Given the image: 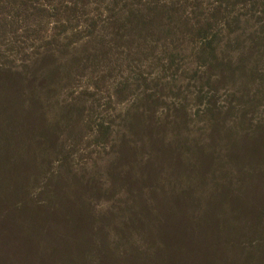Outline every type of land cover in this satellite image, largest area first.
Instances as JSON below:
<instances>
[{
	"label": "rangeland",
	"instance_id": "374dc122",
	"mask_svg": "<svg viewBox=\"0 0 264 264\" xmlns=\"http://www.w3.org/2000/svg\"><path fill=\"white\" fill-rule=\"evenodd\" d=\"M139 1L119 0L108 9L105 0L96 6L92 34L73 38L55 29L46 12H39L41 25L26 28L20 10L16 16L10 5L0 9V67L21 71L26 79L57 68L34 89L36 117L43 120L37 125L53 126L58 133L40 183L60 171L84 176L92 187L107 186L112 168L121 170L115 162L123 147L132 175L144 168L143 162H154L146 169L147 199L162 185L159 201L189 185L200 204L221 185L246 190L262 209L254 236L247 224L238 256L263 259L264 141L250 139L264 122V5L224 0L220 7L210 0L218 11L198 34L183 17L191 8L183 12L173 4L136 30V19L149 14L137 10ZM129 9L139 11L132 26L123 21ZM48 50L51 56L37 63ZM244 146H252L260 160L242 161L237 168L235 157H243ZM177 161L180 166L174 168ZM125 200L123 192L108 200L95 194L91 206L96 212L119 207L114 213L120 218Z\"/></svg>",
	"mask_w": 264,
	"mask_h": 264
},
{
	"label": "trees",
	"instance_id": "16d2710c",
	"mask_svg": "<svg viewBox=\"0 0 264 264\" xmlns=\"http://www.w3.org/2000/svg\"><path fill=\"white\" fill-rule=\"evenodd\" d=\"M104 1L0 0V9L4 4L10 5L16 16L20 10L26 28L30 24L41 25L40 13L46 12L53 19L55 29L71 33L73 38L92 34L98 22L96 6ZM107 1L108 9L119 2ZM209 1L140 0L135 2L140 5L137 10L149 14L141 15L135 22V12L139 11L129 9L123 21L127 26L135 22L136 30L143 29L157 17L156 11L173 4L179 11L182 7L183 12L185 7L191 8V12L184 14V20L201 34L204 24L211 23L214 12L218 11ZM216 2L220 7L226 3ZM206 4L212 12L206 10ZM260 4L264 5V0ZM32 16L34 20L30 23ZM50 56L48 50L37 63L43 64ZM56 70L55 67L41 76L34 73L26 79L21 71L0 67V264L263 263L264 258L251 253L238 256L242 254L240 241L247 235V224L254 236L256 215L262 209L255 198L245 195L246 190L221 185L200 204L189 185L174 191L172 199L159 201L156 198L164 192L162 185L158 193L149 192L151 198L147 199L146 169L153 167L154 162L151 159L143 162L144 168L132 175L130 156L123 147L117 151L115 162L121 170L112 168L107 186L92 187L93 183L88 184L84 176L60 171L48 174L45 182L40 183L51 165L49 152L58 141V133L53 126L37 125V120H43L36 117L38 100L34 89L41 81H49ZM250 140L264 141V122ZM253 150L252 146H244L243 157H235L238 162L235 167L242 161L258 164L260 159L256 156L261 154H254ZM199 165L202 166L200 162ZM179 166L177 161L174 168ZM117 185L122 187L117 190ZM37 186L38 191L33 193ZM108 192L111 193L105 195ZM122 192L126 200L120 218L114 213L121 210L119 207L96 212L91 206L92 195L108 200Z\"/></svg>",
	"mask_w": 264,
	"mask_h": 264
}]
</instances>
